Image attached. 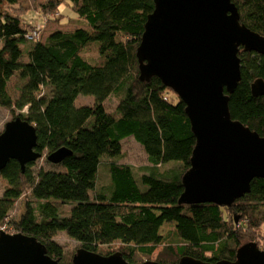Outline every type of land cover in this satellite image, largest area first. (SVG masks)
Instances as JSON below:
<instances>
[{"label": "trees", "instance_id": "16d2710c", "mask_svg": "<svg viewBox=\"0 0 264 264\" xmlns=\"http://www.w3.org/2000/svg\"><path fill=\"white\" fill-rule=\"evenodd\" d=\"M24 1L0 0V107L35 126L38 151L64 145L72 154L61 162L62 170L41 167L36 174L30 169L33 162L22 171L16 160H9L0 169L7 182L0 196V225L36 236L60 264H69L72 257L66 258L53 239L57 231L103 255L112 253L104 246L117 242L130 264L156 250L154 260L160 263H176L182 255L232 260L243 238L264 249V178L252 179L250 191L229 207L177 203L195 137L183 101L159 78H138L135 51L153 1L67 0L88 28L55 31L32 43L24 36ZM56 1L41 0L39 7L50 12ZM233 2L240 22L264 34V0ZM91 44L98 55L94 62L83 55ZM238 56L241 78L229 94L230 114L264 136V96L251 92L256 78L264 80V55L240 49ZM16 74L19 94L13 100L7 82ZM112 93L119 101L109 113L103 101ZM81 94L92 95L94 103L76 106ZM129 136L146 152L148 171L139 181L131 166L110 160L111 180L96 189L101 160L119 157L120 141ZM165 163L171 166L161 167ZM26 189L25 211L17 220L8 219ZM52 201L76 204L68 215H58ZM165 222H174V228L162 235ZM257 228L255 235L251 230Z\"/></svg>", "mask_w": 264, "mask_h": 264}, {"label": "water", "instance_id": "95a60500", "mask_svg": "<svg viewBox=\"0 0 264 264\" xmlns=\"http://www.w3.org/2000/svg\"><path fill=\"white\" fill-rule=\"evenodd\" d=\"M152 1L135 51L138 78H159L183 101L195 137L177 203L232 206L250 191L252 179L264 178V136L233 119L228 106L241 78L240 49L264 55V34L240 22L233 0ZM251 92L264 96L262 78L251 83ZM36 148L35 126L20 116L8 120L0 131V169L13 159L24 171L42 156ZM71 154L61 146L47 160L61 163ZM0 264L60 263L36 236L1 230ZM69 264L130 263L120 251L103 255L79 247ZM139 264H264V249L248 241L238 246L232 260L182 255L176 263L146 259Z\"/></svg>", "mask_w": 264, "mask_h": 264}, {"label": "rangeland", "instance_id": "374dc122", "mask_svg": "<svg viewBox=\"0 0 264 264\" xmlns=\"http://www.w3.org/2000/svg\"><path fill=\"white\" fill-rule=\"evenodd\" d=\"M41 0H25L24 1V8L22 10L21 15L23 16V20L26 22V28L29 30V33L32 34L33 32L39 31V36L34 40H29L31 43L34 41H41L43 42L48 35L55 31H63L69 32L76 28H88L87 23L81 17H79L76 12L70 7L69 2L67 0H57L56 5L50 12H42L41 8L39 7V3ZM15 6L14 8H17ZM29 9V10H28ZM28 10V11H26ZM26 11V12H25ZM29 42L25 43V47L29 46ZM24 46V44H23ZM83 55L87 58H90V61L94 62L98 58L97 50L94 45H88L83 50ZM23 59L26 60L25 54ZM17 74L10 77L7 82V91L10 94L11 98L15 100L17 98L19 92L16 89L17 83ZM119 101V96L115 93L110 94L104 101L103 106L105 110L109 113H114L116 106ZM94 103V97L92 95H79L75 100V105H85V104H92ZM25 110V108H23ZM19 110H15V114H17ZM12 113L9 109L5 107H0V131L3 130L5 122L12 119ZM121 154L119 157L114 159H109L104 157L101 160L99 165L98 171V179H97V188L101 186H106L108 181L111 180L110 174L108 172L107 164L110 160H113L120 164H127L131 166L132 171L137 180L140 181L141 174L146 173L148 171V166L150 163L147 159V154L144 151L142 145L138 143L132 136L125 137L121 141ZM64 146V145H63ZM67 147V146H66ZM54 151V150H53ZM52 152V151H51ZM49 152V153H51ZM46 150L42 151V156L38 158L36 161L33 162L31 166V170L34 174L42 167L44 169H54V170H62L61 163H52L47 160V155L49 154ZM169 163L163 164L161 167L166 168L169 167ZM160 168V167H159ZM7 182L5 179L0 177V196L5 189ZM29 194V190H25L24 193L15 201L11 209L8 213V219L17 220L21 214L25 211V203H26V196ZM93 194V192L91 193ZM36 203V201H33ZM53 204L56 205V214L58 215H68L71 211L72 206L76 204V202H59V201H52ZM225 213V212H224ZM237 220L239 219L235 215ZM7 224V222H6ZM7 228L9 229L8 233L12 232L11 227L7 224ZM174 228V222H165L159 229V233L165 235L169 230ZM257 229H252V233L257 235ZM7 232V231H6ZM53 239L63 247V251L66 258H71L76 249L79 247V243L69 237L64 231H57L54 235ZM253 239L243 238L241 243H245L251 241ZM167 241V240H165ZM255 241V240H254ZM256 242V241H255ZM119 244L117 242L112 243L109 246H104V248L108 249L111 252L118 251L117 247ZM262 245L259 246L261 248ZM156 250L151 256L144 257V256H136V262H140L141 260L145 259H155Z\"/></svg>", "mask_w": 264, "mask_h": 264}, {"label": "built area", "instance_id": "2783aa9c", "mask_svg": "<svg viewBox=\"0 0 264 264\" xmlns=\"http://www.w3.org/2000/svg\"><path fill=\"white\" fill-rule=\"evenodd\" d=\"M39 34H40V32L39 31H37V32H33L32 34H30L29 33V30H27L26 32H25V38L26 39H28V40H34V39H36L38 36H39ZM1 230H3V231H7V232H9V230H8V228L6 227V225H4V224H2V225H0V231Z\"/></svg>", "mask_w": 264, "mask_h": 264}]
</instances>
